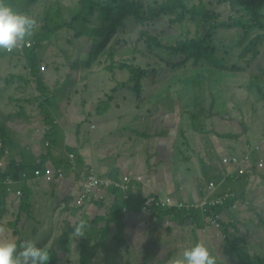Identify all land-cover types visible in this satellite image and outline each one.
<instances>
[{
  "label": "rangeland",
  "instance_id": "obj_1",
  "mask_svg": "<svg viewBox=\"0 0 264 264\" xmlns=\"http://www.w3.org/2000/svg\"><path fill=\"white\" fill-rule=\"evenodd\" d=\"M48 1L49 0H41V2L31 8L28 13L37 20V29L41 24L43 7ZM78 1L79 0H65L64 4L68 5V8H73ZM111 1L114 2L117 0H98L97 3L105 7L106 4ZM139 1L148 5L154 3L156 0ZM209 1H213V7H211V9L216 12V15L213 16L215 22L219 21L220 18L229 22L230 18H234L235 16H237V21H239L240 18H244L245 20L249 19L244 12H241L242 14L239 15L234 13L232 11V6H230L231 4L227 2L228 0ZM241 9V7L237 8V10ZM97 17L98 11L90 19L89 25L91 29L99 27L100 20L97 19ZM157 28L158 33L167 32V42L175 43L180 33L181 24L178 22L171 24L169 18L162 17L157 22ZM37 29L34 34L27 39L28 42H31L29 43L31 44L29 47H32L34 43L33 38L35 37ZM140 30V26L135 27L134 24L127 23V31L130 37L136 36L137 38ZM171 31L175 34L171 33ZM238 32L239 31L234 30H222L215 37L214 44L222 43L223 45H229L236 39ZM84 33H86L88 37L75 39V34L61 31L59 32L60 36L57 39V44L53 45L51 42L46 43L45 46L50 44V47L47 49L43 48L39 55V66L44 65L46 67L44 82L49 88V94L52 96L51 92L57 91L58 95L64 98L62 101L63 103L60 105V109L56 112L57 114L62 113L63 116L58 119L56 116L54 117V120L56 119L54 121L57 127L56 129L60 128L59 125L64 127L63 119L68 118L69 112H80L84 115H88V111H91L95 114V109H97L101 102H106L108 97L114 96L115 100L110 104L109 114L102 116L97 114L93 116V122H97L100 127L106 126L107 128H111V134H107L103 141H100L99 138L94 136L98 135V132H94L92 136L86 137L90 143L93 140V144L90 145L92 155L89 156L90 158H94L96 163L101 162L102 172L99 174L102 177L108 175L109 166L111 168L110 162H112L114 166H117L119 163H123L124 160H126L128 164H135L136 166L140 161L146 160V155L149 153V146L147 142L142 141L141 134H143L142 128L144 126L145 129L152 130L153 133L159 134L161 137L166 136V139L171 138L173 135H177L176 148L173 151V169H169L165 163L156 160L157 157L151 159V170L146 174L148 179L144 176H140L139 180L144 182L143 185H141L139 181L133 182V186H142V196H137L138 199H143L147 196L149 192L146 191L147 188L151 191V189H154L156 186H164V189L170 186L168 183L170 182L169 180H171L168 176L170 170L173 172L171 175L173 178L172 182H180L179 188L173 183L175 188L174 199H179L183 195L187 196L188 194H194L195 192L193 193V191H195V187L201 191L200 194L202 196V191H208V188L206 189L207 181L205 177L201 178L199 181H195V178L199 175L201 170L203 171L205 157L203 158L202 156L201 158L200 153L195 152L192 147L194 145H199L201 153L208 155L205 143L209 144L211 142H209L210 137L207 136L214 135L220 139V137L224 135L232 137L238 135L240 132L239 129H243V127L240 122L233 121V118L244 120L247 126H249V129H253L254 132H258L259 129H264V102L256 94L255 90L249 91L246 89L249 81L248 77H245V79L232 78L220 81L219 84L212 86V91L197 87L194 92H191V95H193L196 101L197 94L201 96V100L197 106L192 100L190 101L189 96L186 98L183 97V92L180 91V87L172 86L171 92L178 93V95L181 96V100H178V95L175 96V99H170L169 93L164 92V96L157 106L150 103L137 112L136 107L138 105L136 104H139V101L135 94L130 92L127 87L125 89L120 87L117 93L113 91L115 87L129 81L130 73L128 71H118L117 74L102 71L110 64L107 57H103L100 61L101 65L93 67L91 69L93 70L92 72L87 67L83 66H81L80 69L73 68L74 64L77 65L78 60L84 59L83 57L76 61L79 57V53H86V48H84V46L87 44L86 41L90 39L89 34H91V30L88 29ZM259 34H264V31L256 30L251 34L250 40L254 39ZM117 38L114 40L115 43ZM67 41L72 42L71 45H68ZM246 45L247 43L244 48ZM129 49V45L115 48L116 54L125 53L120 55V57L117 56L115 59L117 64L123 62L143 70L157 69L156 75H152L142 82L144 83L145 100L143 98L141 102H147L172 75L176 76L177 73L168 68L164 63L159 62L158 59L152 61L139 55V63H136L132 55L127 54ZM64 50L70 52V60L62 53ZM261 50L262 52L257 61L264 64V47L261 48ZM238 52L239 51L236 50L231 56L232 62H230V65L238 63V65L245 68L247 66L245 61L237 59ZM247 59H249V57L245 58V60ZM56 68L60 69L59 72L56 71ZM31 74L32 69L29 68L26 58L18 59L9 55L6 58L0 59V124L6 126L9 131L18 133L15 137V141L23 147L27 146L26 140L31 139L32 136L41 138V132H43L41 129H45L44 114H42L39 108V102L27 104L25 99L28 95L19 88V83L21 81L19 82L20 79L18 80L17 77L25 76L31 79ZM67 75L72 76L70 82L73 86L67 84ZM57 81L60 82L58 83ZM25 85L26 84L22 86L25 87ZM131 86H133V84H131ZM262 86L264 87V84H262ZM31 89L32 92L33 89L35 90L34 83H31ZM76 90L81 91V93H76ZM211 92L215 93L212 94V96L216 100L219 99L214 109H212L211 106ZM36 93L40 94V92ZM222 97L225 98L223 99ZM187 102L188 104H186ZM253 107L256 109V113L252 112ZM171 108H177V112L179 113L184 111V117L177 119L174 127L173 124L170 127L166 124V111H171ZM150 109H152V112L147 113ZM187 111L198 114L199 120L196 125L198 127L197 129H203L206 136L195 133L194 140L189 141L188 138H184L180 134L181 130L185 131V129H192L189 117L186 116ZM219 111H221V113H218ZM113 118L116 120L112 122L111 126L103 124V120H112ZM117 118L121 120L117 121ZM130 123H132L131 127L134 129H127V124ZM136 128H138V131L140 130L141 134L136 132ZM164 129H169L170 132ZM70 130L72 133L75 132V129ZM85 130L87 129H83L81 133L84 134ZM105 130L106 129H102L101 127L100 133H104ZM261 136L263 137V135ZM83 137L84 135L78 136L79 144L82 148H84L86 144ZM214 140L216 141V139ZM187 141H189V145L186 144ZM204 141L206 142L204 143ZM227 141L226 143H229L228 147H230V151H228L229 155L235 154L239 158H242V154L247 153L248 150L243 147L244 143L240 142V145V143H235L234 141ZM41 143L45 144L44 141ZM183 143H185L186 147L179 150L178 147H181ZM101 146L108 147L103 150L100 148ZM223 147L225 148V146ZM224 148L220 150H225ZM162 158L165 159L164 155ZM257 158L264 161V156H260V154L259 156L257 155ZM210 161L212 167L209 166L211 170L209 174L214 179L215 176L219 174L218 172L216 173L215 169L221 170L218 165V163H220V154H218V152L214 155L212 154L210 156ZM221 168L226 170L222 166ZM234 168V166H229L227 169L233 170ZM157 170H159L160 173H158ZM116 172L119 174L118 171ZM67 177L69 178V176ZM187 177L190 178L189 181L186 180ZM213 181L215 182L217 179L215 178ZM53 182L55 183V181ZM70 182L75 186V197L80 195L76 190V185H80L81 181L75 179L74 182L71 180ZM251 186L255 187V184H251ZM63 187L64 185H62L61 189H63ZM185 189L186 191H184ZM103 194L105 195V193ZM45 197L48 198L47 204H45ZM61 199L62 198L58 195V189L52 190L49 188V192L44 196L40 195L36 214L41 224L36 226L39 229V233L33 236L32 231L35 227L33 223L27 222L26 215L23 214L18 218L17 211L9 210L10 213L6 214L1 220L0 241L12 239L17 241L18 238L15 233L17 234L21 231L25 233L29 231L27 240L46 245L50 250L55 247L54 253L58 255V264H169L170 258L198 241L204 242L212 249L213 253L218 256L219 264H264V221L259 219L258 216V214H261L264 219V204L263 206H258L259 208L253 212L251 211V207L254 206V204L250 201V208L238 206L237 212H225V215H220L216 218L218 222L211 221V226H207L201 230L196 228L193 222H186L183 227L176 226L173 222H168L166 219L154 222L150 213L144 210L139 214L136 212L135 208L137 207L136 202L138 200L132 199L130 200L131 204H128L126 208L130 210L126 212L124 221L121 222V227L117 233L115 223H111L109 220L110 214L107 213L109 211L107 207L96 210L95 206H89L90 201H88L81 209L73 212L74 203L67 205L62 202ZM171 199H173V196H171ZM2 213L5 212L0 208V216ZM99 214H102L101 217L105 220L94 222L92 219L99 218ZM86 215L88 220H86ZM140 215H142V219ZM136 218L141 222V225L137 229L135 228L140 222L134 223L133 220ZM81 222L85 224L83 234L77 235L73 233L70 235L68 245H61L60 238L65 233L64 229L69 225L75 227ZM11 224L15 225V228L10 227ZM223 224L231 226L229 240L237 238V245H234L241 248L242 251L235 252L232 249V241L229 242L224 240L225 229ZM105 231L108 232L106 238L104 237ZM86 242L90 251L83 254L82 249ZM83 257H85V259H83Z\"/></svg>",
  "mask_w": 264,
  "mask_h": 264
},
{
  "label": "trees",
  "instance_id": "obj_2",
  "mask_svg": "<svg viewBox=\"0 0 264 264\" xmlns=\"http://www.w3.org/2000/svg\"><path fill=\"white\" fill-rule=\"evenodd\" d=\"M64 1L65 0H49L48 3L45 5L43 4L44 7L43 14L41 16V24L35 33V37L33 38L34 43L32 44V47H29V45H31L29 43L31 42L26 40L11 52L0 51V59L6 58L9 55H12L14 58L18 59L26 58L29 68L32 69L31 79H28V77L25 76L17 77L18 80L20 79L19 82L21 81L19 83V88L27 93L28 96L25 99L27 104L39 102V108L41 109L42 114H44L43 116L45 124L53 125L52 119L54 113L60 109V105L63 103L62 101L64 98L61 95H58L57 91L51 92L52 96L49 94V88L44 82V72L46 67L44 65L39 66V55L41 54L43 48L47 49L50 47V44L45 46L46 43L51 42L53 45L57 44V39L60 36L59 32L61 31L75 34V39H83L84 37H88L84 32L88 29L91 30V34H89L90 39L89 41H86L87 44L84 46V48H86V53H79V57L76 59V61L83 57L84 59L78 60L77 65L74 64L73 68L77 69L80 65V67H87L89 70H91L93 67L101 65L100 61L103 59V57H107L108 61H110V64L102 71H106L111 74H117L118 71H128L130 73L129 81L115 87L113 91L117 93L120 87L124 89L127 87L130 92L137 96L139 101V104H136L138 105L136 107L137 112L150 103L157 106L161 98L164 96V92L169 93L170 99H175V96L178 95V93L171 92L172 86L180 87V91L183 92V97L186 98L189 96L190 101L192 100L197 106L201 100V96L197 94L196 101L193 95H191V92H194L197 87H202L203 89H209L212 91L213 85L219 84L220 81L229 80L232 78L245 79V77H248L249 81L246 89L249 91L255 90L256 94L264 102V87L262 86V84H264V64L260 61H257L262 52L261 48L264 47V34H259L254 39L250 40L251 34L256 30L264 31V0H225L231 4L230 6H232V11L234 13L239 15L242 14L241 12H244L249 18L248 20L240 18V20L237 21V16H235L234 18L231 17L229 22L221 18L219 21H214L213 16L216 15V12L211 9V7H213V1L209 0H156L154 3L148 5L142 3L139 0H117L107 3L105 7L98 4V0H79L73 8H68V5L64 4ZM6 2L16 11L28 14L31 8L39 4L41 0H6ZM238 7H241L242 9L237 10ZM97 11V19L100 20V24L99 27H94L91 29L89 25L90 19ZM162 17L169 18L171 24L177 22L181 24L180 33L175 43L166 41L168 37L166 34L167 32L164 33V31L163 33H158L157 22ZM127 23H132L135 27H141L137 38L136 36H129L127 31ZM222 30H234L239 32L236 36V39H233L234 41L229 45H223L222 43L214 44L215 37ZM171 33L173 32L171 31ZM115 38H117L116 43L114 42ZM71 43L72 42L67 41L68 45H71ZM246 43L247 45L244 48ZM128 45L130 46V49L128 50L127 54H131L133 60L136 63H139V55L152 61L158 59L159 62L164 63L168 68L176 71L177 73L176 76L172 75L153 94V96L149 98L147 102H141L145 95L144 83L142 82L146 78L156 75L157 69L153 68L151 70H143L137 68L134 65H128L123 62L117 64L115 62L117 56L120 57V55L125 53L116 54L115 48L120 46L126 47ZM236 50L239 51L237 53V59L241 61L244 60L245 64H247L245 68L241 67V65H238V63L230 65V62H232L231 56ZM62 53L68 60H70L69 51L64 50ZM247 57H249V59L245 60ZM59 70L60 69L56 68L57 72H59ZM92 71L93 70H91V72ZM71 79L72 76L67 75V84L73 86L70 82ZM57 82L59 83L60 81ZM31 83H34L35 85V90L33 89V92L31 89ZM24 84H26L25 87L22 86ZM131 84H133V86H131ZM36 92H40V94H37ZM76 93L80 94L81 91L76 90ZM210 94L212 96V94L215 93L211 92ZM177 98L178 100H181V96L178 95ZM222 98L224 99L225 97ZM114 100V96L108 97L106 102H101L97 109H95V114L91 111H88L87 114L89 116H92L93 114V116L97 114L99 116L109 114L110 104ZM218 100L219 99L216 100L212 96V109L217 106ZM186 104H188V102ZM150 112H152V109H150L147 113ZM252 112L256 113V109H254V107ZM218 113H221V111ZM186 116L189 117L191 128L193 130H197L198 127L196 125L198 124L197 121L199 120L198 114L192 111H187ZM181 117H184V111L179 113L177 112V108H171V111H166V124L168 127L173 124L174 127L177 119ZM232 120L235 122H240L243 129H239L240 132L238 135H234L233 137L224 135L221 136L220 139L229 140L232 142L234 141L235 143L243 140L249 142L247 139L248 132L250 131L249 126H247L244 120L235 118ZM204 133L205 131L200 129V134L205 135ZM58 134L59 131H55L54 136ZM17 135L18 133H13L9 131L6 126L0 124L1 164L5 159L11 157V154L14 155L18 150H20L18 144H16L15 141V137ZM46 137L50 139V137ZM83 140L85 143L92 145L85 136L83 137ZM226 144L228 147L229 143ZM263 144H258V146H260L258 152L256 151L258 156L259 154L260 156H264ZM248 146V149L250 150L251 147L250 145ZM255 146L256 145L252 146L253 150ZM253 150L244 153L246 155H251V153L253 154L252 162H250L249 165L245 163L244 156L242 159H240L235 154L229 155L228 151H230V149L225 150L226 152L220 154V163H218V165L221 170L215 167L216 173H219L217 176H215V178L218 181H223L224 178H227V181L225 180L227 182L226 187L231 189L229 190L230 198L226 200L223 206L215 205L214 208H208L205 211L195 209L192 211H187L185 208L181 209L179 207V203L186 202L180 201V198L176 199L179 201L178 202L174 200L175 196L172 195L174 202L173 207L168 209L165 206H162L156 215H158L159 218L166 219L168 222H173L176 226L180 227H183L186 222H193L196 228L202 230L207 226H211V221L218 222L216 221V215L219 217V215H225L227 212H231L229 210L235 205H240L241 207V204L245 205L247 193L246 188L251 178H257L259 180L260 186L258 190L261 192L260 197H264V167H259V159ZM50 154L51 149H49L47 155L46 152L43 153L45 162L49 158L52 159ZM212 154V152H208V155L211 156ZM229 156L238 157L242 162V165L236 167V169L228 170L227 168L230 165H224L223 160ZM10 160L11 159L6 162L8 163V166H5V168L7 169L8 175H14L17 179L16 181L18 182V187L22 192V196L18 197L16 193L10 194L0 187L4 191L3 193L0 189V208L5 212L0 216V227L2 226V218L6 214L10 213L9 210H14L18 212V218H20L23 214L26 215L27 222L33 223L35 227L32 231V236L37 235L39 233V229L36 226L41 224V221L36 214L37 205L39 204L40 195L44 196L47 192H49V188L44 190L42 186L39 185L40 188L36 189L37 191H35L34 194L32 189L33 185L31 182H36L37 179L34 178L33 174H27V178H21L24 172H31V170L25 167L24 160H22L21 164L18 163L19 161L10 162ZM210 162V159H208L206 155L204 161L205 164H203V171L201 170V172H199L200 174L195 178V181H199L201 178L205 177L207 181L206 189L212 182H214L213 180L215 179H213L209 174L211 171L210 167H212ZM139 163L140 164L137 166V169L144 170L146 174L151 170L150 165L152 160L150 158H146L145 161L142 160ZM221 166L226 170H223ZM125 167L131 168L132 166L125 165ZM87 168L88 167H85L83 159L77 157L75 159H69L67 163L60 165L51 164L48 169L51 170L50 172L53 173V175L44 178H46L47 181L52 182L53 180L55 182H59V179L55 176V173H58L59 171L64 174V178L70 176L68 174H73L80 178L83 174L85 176L88 174ZM135 170L136 168L133 170L134 174L132 173L130 176L133 178V180L138 181L140 174L136 173ZM46 172L47 170L44 171V173ZM115 174L119 175L116 171ZM1 175L2 169L0 168V176ZM114 179H116V177H114ZM186 180L189 181L190 178L187 177ZM179 183L180 182H175L174 185L179 188ZM184 191H186V189ZM194 192L195 191H193V193ZM221 192L222 189L218 193L220 194ZM221 196L220 198H223ZM232 196H234V198H232ZM60 198H62V202L66 203L67 205L74 203L73 212H76L83 207V205H79L77 202L79 200V196H61ZM47 203L48 198L45 197V204ZM143 203L144 201L141 202L140 199V204H138L136 210L141 209L143 207ZM98 205L94 206L101 207L103 203H98ZM256 208L257 207L254 209L252 208L253 212L256 210ZM125 216L126 213L124 212V207H122L120 201H118L117 204H114L113 210L109 217L111 223H115L117 233L121 227V222L124 221ZM258 216L259 219L264 221L261 214H258ZM86 220H88L87 215ZM92 220H94V222H99L100 219L96 218ZM76 226L72 227L69 225L66 229H64L65 233L60 238L61 245H68L70 235L75 233ZM10 227L15 228V225L11 224ZM223 227L225 229L224 240L229 242L232 241V249L235 252L242 251L241 248L236 246L238 240L237 238L234 240H229L231 226L223 224ZM28 233L29 231L25 233L24 231L18 232L17 234L15 233L18 238L17 242L26 241ZM107 236L108 232L105 231L104 237L106 238ZM54 248L50 250V264L59 263L58 255L54 253ZM82 250L83 254L90 251V249L87 247V242L83 246ZM83 259H85V257H83Z\"/></svg>",
  "mask_w": 264,
  "mask_h": 264
},
{
  "label": "crops",
  "instance_id": "obj_3",
  "mask_svg": "<svg viewBox=\"0 0 264 264\" xmlns=\"http://www.w3.org/2000/svg\"><path fill=\"white\" fill-rule=\"evenodd\" d=\"M93 115L89 116V115H84L80 112H69L68 118L63 119L64 127L59 125L60 128L55 129V131H59V134L50 139V143H51L50 146H48L47 142H45L42 138L32 136L31 139L26 140V145H27L26 147H23L22 145H20L18 143V147L20 148V150H18L14 155L11 154L10 155L11 157L4 160V162L2 163L4 168H5V166H8V163H6V162L9 159H11L10 162L11 161H14V162L19 161L18 163H20V164L22 163V160H24L25 167L28 168L29 170H31L32 168H35L36 166H44L46 163H47L48 167L51 164L52 165H54V164L60 165L63 163H67L69 161V154L75 153L76 157L83 159V161L85 163V167L92 168L97 173H101L102 172L101 162L98 160L100 163H96L94 158H92V157L90 158V156H89V155H92V152L90 150L91 147H90L89 143H86L85 147L82 148V147H80L79 140H78L79 135H81V136L84 135L85 137H88V136H92L93 135L92 133L98 132V135H94V136L99 138L100 141H103V139H105V136L107 134L108 135L111 134V130H110L111 128H107L106 126H101L102 129H106V130L104 131V133H100L101 127L99 126V124L97 122H93ZM55 116L58 119V118L62 117L63 114L62 113L57 114L55 112L53 119ZM121 118H122V116H121ZM115 120L116 119H114V118L112 120L105 119V120H103V124L111 126L112 122H115ZM120 120H119V118H117V121H120ZM131 125H132V123L127 124V126H128L127 129H134L131 127ZM70 129H75V132L72 133V131ZM83 129H87L84 131V134L81 133V130H83ZM137 129L138 128H136V132L141 134L140 130L138 131ZM124 130H126V129H124ZM124 130H123V132H124ZM142 130H143V134H141L142 135V141L147 142V144L149 146V153H148L149 157H148V155H146V157L150 158V159L157 157L156 160H159L161 163H165L166 166L169 167V169H173V159H174L173 151L176 148L177 135H175V136L173 135L171 138L166 139V136L161 137L159 134L153 133L152 130L145 129V126L142 128ZM164 130L167 132H170L169 129H164ZM195 133L199 134L200 129L199 130L198 129L197 130L185 129V131L181 130V132H180V134L182 136H184L185 138H188L189 141L194 140ZM261 135H263V137ZM207 137H210L209 142H211V143L207 144V143H205L206 141H204V143L206 145L207 152H212L214 155L217 152L219 154H221V153L226 152L225 150L230 149L227 147V144H226V142H228L227 140L218 139L214 135L207 136ZM214 139H216V141ZM247 139L249 140V142H247L246 140H243V141H239L238 143H240V142L244 143L243 147L245 149H247L248 151H251V150H253L252 146L258 145V144L263 142L264 129H259L258 132H254L253 129H250V131L248 132ZM42 141H44L45 144H42L41 143ZM189 141L186 142L187 145L190 144ZM207 142H208V140H207ZM241 143H240V145H241ZM248 143H250V144H248ZM91 144H93V140L91 141ZM248 145H250V147H251L250 150L248 149L249 148ZM223 146H225V148ZM107 147L108 146H101L100 148H102L104 150ZM184 147H186L185 143H183V145L181 147L179 146L178 149L181 150ZM192 148H193V150H195V152L200 153L201 158H202V156L203 157L206 156L205 153H201L199 145H194ZM222 148H224L225 150H220ZM49 149H51L50 155H51L52 159L49 158L45 162V160H44L45 157H44L43 153L46 152V155H47L49 152ZM88 150L90 153L88 152ZM201 154H203V155H201ZM163 155H164L165 159L162 158ZM243 156L245 157L246 154H244ZM207 157H208V159H210V155H207ZM178 162H182V161H178ZM110 163H111V168L108 164H106V165L109 166L108 174H111L110 177H112V178H114V177L120 178L123 175H130L133 173L134 168H136L135 171H136V173L140 174L139 177L144 176L146 179H148L147 176L145 175L146 173L144 170L137 169V166L140 163H138L136 166H135V164L131 165L132 166L131 168L125 167V165H127V166L130 165L126 162V160H124L123 163H119L117 166H114L112 162H110ZM175 166H176V159H175ZM131 169H132V172H131ZM115 171H118L120 174L116 175ZM157 172L160 173L159 170H157ZM172 173L173 172L170 170L169 174H168V176L171 179V180H169L170 182H168L170 186L165 187V189H164V186H156L154 189H151V191L147 188L146 191L147 192L149 191L147 193V195L155 194V196H159V197H171L172 195L175 196V188L173 186V183H175V182H172L173 181V178L171 177ZM68 175H70L71 177L70 176H69V178L67 177L66 180H64L61 183H56V182L54 183L53 180H52V182L47 181L46 178L37 180L36 182H31V184L33 185L32 186L33 193L35 194V191H37L36 189H39L40 186H42V188L44 190H46L47 188H51L52 190L58 189L59 197H61V196H63V197L64 196H73L74 197L75 196L74 195L75 186L73 183L70 182V180L72 182H74V180L79 179V177H77L76 175H73V174H68ZM8 176L10 178L15 177L14 175H8ZM251 184H255V187H252ZM62 185H64L63 189H61ZM55 186H58V187H55ZM259 186H260V183H259V180L257 178L256 179L251 178L248 185H247V188H246L247 193H246L245 202H247V200H248L249 202L251 201L254 204V206H252L251 209L252 208L254 209L255 207L259 208L258 206H263V204H264V197H260L261 192H260V190H258ZM196 189L197 188L195 187V194H193V196H192V194H189L187 196L183 195L182 197H180V199H181L180 201H185L189 205H196V204H200L201 201L210 197L209 191H207V192L202 191V196H201V194H200L201 191H199L198 189L196 190ZM76 190L79 193V185H76ZM229 190L230 189L227 188L225 191H229ZM2 192L4 193L3 190H2ZM137 195L142 196V186H136L135 187V195L133 196L132 199H136L139 201V202L138 201L136 202V204H137L136 206H138V204H140V198L138 199ZM0 196H1V194H0ZM194 196H195V198H194ZM190 197H192V198H190ZM250 197L252 198L251 200H250ZM174 200H176V199H174ZM118 201L121 202L122 207H124V205H125L126 208L128 207V204H131L130 201H128L127 203H124V201L121 199L120 195H117L116 204L118 203ZM176 201H178V200H176ZM111 205H112V203H110L108 205L106 204L105 207L111 208ZM241 205L246 206V207L248 206V208L250 207V204L246 205V203H245V205H243V204H241ZM98 209H104V207H102V206L97 207L96 210H98ZM128 210H130V209H128ZM135 210H136V208H135ZM230 210H232V208ZM251 211H253V210H251ZM136 212L139 214L140 212H142V208L136 210ZM98 216H99V218H102L101 217L102 214H99ZM140 217L142 219V215H140ZM133 221H134V223L140 222L138 218L134 219ZM140 225H141V222L139 224H137V227L135 229H137Z\"/></svg>",
  "mask_w": 264,
  "mask_h": 264
},
{
  "label": "clouds",
  "instance_id": "obj_4",
  "mask_svg": "<svg viewBox=\"0 0 264 264\" xmlns=\"http://www.w3.org/2000/svg\"><path fill=\"white\" fill-rule=\"evenodd\" d=\"M36 29H37V20L33 16H31L27 13L18 12L12 6H10L6 2V0H0V51L11 52V51L15 50L22 42H25L27 39H29L34 34ZM77 69H80V65L78 66ZM52 121H53V125L52 124H45V122H44V124H45L44 128L45 129H41L43 131V132H41L42 133L41 138L45 142H47L48 146H50V144H51L50 139L52 137H54L55 129L57 128L55 123H54L55 120L52 119ZM46 136L50 137V139L47 138ZM263 143H264V141L261 144H263ZM255 147L256 148L253 150V152L257 156L256 151L258 152V150L260 149V146L256 145ZM257 147H259V148H257ZM243 155H242V157H243ZM71 156H74L73 159L77 158L75 156V153L69 154V159H72ZM252 158H253L252 153H251V155L247 154L244 157L245 163L247 165H249L250 162H252ZM240 159H242V158H240ZM260 162L264 163V161L259 159V163ZM253 163H254V159H253ZM259 163H258V165H259ZM0 168L2 169V175L0 176V187H2V189L4 191L8 192V190H7L8 187L4 184V182L10 177L7 174V169H5L3 164H1V163H0ZM47 169H48L47 163L44 166H36L35 168L31 169V172H24L22 174L21 178L22 177L27 178V174H33L35 179H37V180L43 179L44 177H47V174L44 173V171ZM36 170H41L43 172V174L40 177H37L35 175ZM87 172H88V174H94V175L100 177V179H102V180H105V181L110 180V181H112V183L121 181L123 179V177H125V176L131 177L130 175H123L120 178L118 177V178L114 179V178L110 177L111 174H108L106 177H102L94 169L89 168V167L87 168ZM12 179L14 180L13 189L16 192H18L20 189L18 187V182L16 181L17 179L15 177H13ZM64 180H66V178L59 179V182H63ZM79 180L81 181L80 185H79V193L81 195V193H82V176L79 178ZM132 180H133V178H132ZM134 181H137V180H133V182ZM138 181L140 182L141 185L144 184L143 181H141V180H138ZM223 181L225 182L224 183V189L226 190L227 189V187H226L227 179H226V181L223 179ZM215 182L218 183V182H222V181L217 180ZM135 187L132 184V188L129 189V191H127V193H125V192L121 191L120 189H118L112 185L108 189L104 190V192H102V196H103L102 200H100V198L97 199L96 197H92L91 199H87L85 201V203L90 201L89 206H94V205H98V203H103L102 207H105L106 204L108 205V204L112 203L111 208H108L109 211L107 212L111 215L114 204H116L117 195H120V197L124 201V203H127L135 195ZM103 193H105V195ZM12 194H14V193H12ZM80 195H78V196L80 197ZM125 195H127V196L125 197ZM149 196H155V194L147 195L145 197H149ZM163 198H165V197H163ZM143 199H141V201H143ZM251 199L252 198L250 197V200ZM84 204H82V205L84 206ZM120 204H121V202H120ZM246 204L247 205L249 204L248 200H247ZM98 206H95V209ZM238 206H240V205H237V209H238ZM124 207H125V205H124ZM237 209L234 211L233 210H230V211L235 213V212H237ZM127 211H129V210L126 209V207H125L124 212L126 213ZM142 211H143V207H142ZM157 217H158L157 221H155L154 217H153L154 222H158V221L162 220L161 218H159L158 215H157ZM216 218H218L217 215H216ZM99 219L102 221L105 220L104 218H99ZM216 220L218 221V219H216ZM84 228H85V224L83 222H81L80 224H78L76 226L75 233L77 235H82ZM50 259H51L50 249L46 245H41L35 241L26 240V241H22V242H17L14 239L7 240V241H0V264H50ZM169 264H219V259H218V256L213 253L212 249H210L207 244H205L204 242L198 241L194 245L184 248L180 253H178L177 255L170 258Z\"/></svg>",
  "mask_w": 264,
  "mask_h": 264
},
{
  "label": "built area",
  "instance_id": "obj_5",
  "mask_svg": "<svg viewBox=\"0 0 264 264\" xmlns=\"http://www.w3.org/2000/svg\"><path fill=\"white\" fill-rule=\"evenodd\" d=\"M71 158L73 159L74 156H71ZM223 164L234 166L235 167L234 169H236V167H239L242 165V162L240 161L238 157H227V158H224ZM263 166H264V163L260 162L259 167L263 168ZM50 171L51 170L47 169V172H46L47 176L53 175V173H51ZM42 174L43 172L41 170L35 171V175L37 177H40ZM55 174L54 175L58 179H64V174L61 171ZM226 179L224 178V180ZM224 183H225L224 181L218 182V183L212 182L208 187L210 197L203 200L200 204L189 205L187 203H179V207L181 209L185 208L187 211H192L193 209L205 211L208 208H214L215 205L223 206L226 200L230 198L229 191H225L224 189ZM4 184L8 187L7 188L8 193L10 194L16 193L18 197L22 196V192L20 190L16 192L13 189L14 180L12 178H8L4 182ZM132 184H133V180L129 176L123 177V179L119 182L112 183V181L102 180L100 179V177L94 174H88L86 176L83 174L82 175V193L79 197L78 204L82 205L85 203L87 199H91L92 197H96L97 199L100 198V200H102L103 199L102 192H104V190L108 189L112 185L120 189L121 191L127 193V191H129V189L132 188ZM221 189H222V192L219 194L218 192L221 191ZM126 196L127 195H125V197ZM220 196L223 198H220ZM232 198H234V196H232ZM143 201H144L143 210L147 213H150L151 216L154 217L155 221L158 220V217L155 214L160 210L162 206H165L166 208L169 209V208H172L174 205L173 199H171L170 197L163 198V197H158V196H149V197H145ZM236 209H237V205L232 207L233 211Z\"/></svg>",
  "mask_w": 264,
  "mask_h": 264
}]
</instances>
